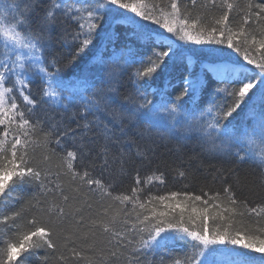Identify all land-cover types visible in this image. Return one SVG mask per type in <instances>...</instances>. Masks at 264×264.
<instances>
[{
  "label": "snow or ice",
  "instance_id": "1",
  "mask_svg": "<svg viewBox=\"0 0 264 264\" xmlns=\"http://www.w3.org/2000/svg\"><path fill=\"white\" fill-rule=\"evenodd\" d=\"M172 141L222 187L153 194ZM4 206L0 264H264V0H0Z\"/></svg>",
  "mask_w": 264,
  "mask_h": 264
},
{
  "label": "trees",
  "instance_id": "2",
  "mask_svg": "<svg viewBox=\"0 0 264 264\" xmlns=\"http://www.w3.org/2000/svg\"><path fill=\"white\" fill-rule=\"evenodd\" d=\"M202 2L203 0H198V4ZM57 51L63 52L65 54L67 52L66 49H57ZM33 87L35 88V85ZM177 147L178 145L175 141L166 142L159 145L157 148V158L164 162L162 167H166L170 175H174L172 169L182 164L190 172L189 179L185 181L169 180L167 182L166 188H159V190L152 188V186L149 185L148 187L153 190V194H163L168 190H180L183 184H190V190L196 191L198 194L200 188H205L206 190H219L222 187V184L219 182H214L212 177L217 174L218 169L224 170L233 167L230 161L210 157L201 153V150L195 141L189 142L183 146H179V151H177ZM118 167V165L113 166L114 173L117 172ZM135 167L140 169L142 177H146L148 174H150V170L140 165L138 162ZM154 167L155 162L153 164V168ZM131 168L132 166H129V175L120 180L121 190H127L132 186L133 181L131 177L135 173L131 170ZM239 174L243 180L246 194L249 195L251 199H257L258 197L253 195V192H259L260 190L253 182L254 178L250 169H248L247 166H241ZM20 195L27 196L28 191L24 190L20 193ZM17 207H19V205H17ZM12 210L14 209H12L10 206H4L3 208H0V215L7 214ZM41 255H43V253H41ZM174 255L179 258V251L177 250ZM33 264H36V262L34 261Z\"/></svg>",
  "mask_w": 264,
  "mask_h": 264
}]
</instances>
